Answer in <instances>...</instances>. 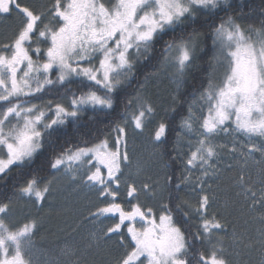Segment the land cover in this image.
<instances>
[{
  "label": "snow or ice",
  "instance_id": "snow-or-ice-1",
  "mask_svg": "<svg viewBox=\"0 0 264 264\" xmlns=\"http://www.w3.org/2000/svg\"><path fill=\"white\" fill-rule=\"evenodd\" d=\"M235 9L239 15H233ZM242 17L237 0H51L49 6L0 0V19L15 22L11 38L0 43V182L19 170L25 178L18 194L39 206L56 190L54 177L41 175L45 167L94 190L101 203L88 219L115 222L92 233L87 248L114 240L123 251L111 264H230L222 241H216L219 246L208 256L193 245L211 242L215 233L224 231L221 219L209 211L215 196L209 194L208 180L219 177V160L227 148L215 138L239 134L248 143L234 142L228 149L239 156L240 170L232 179L249 207L259 212L258 235L247 238L245 246L258 249L264 264V20L258 26L242 24ZM201 37L210 41L212 72L179 117L169 157L180 175L167 176L165 183L173 189L157 215L139 202L141 192L155 195L153 186L137 185L125 174L131 166L129 128L142 134L153 125L152 142H167V114L181 107L179 92L196 65ZM158 43V68L173 69L176 84L161 119H156L157 106L149 98L120 95L137 78V65L155 59ZM150 75L155 73L145 75V82ZM54 88L63 89L67 105L33 102ZM117 106L122 119L111 129V142L107 136L75 145L65 141L57 149L70 123L79 129L82 113H107ZM90 119L96 121V116ZM46 153L36 168L35 162ZM250 162L256 180L248 171ZM193 170L199 175L194 177ZM185 189L197 193L195 203L180 196ZM12 205L11 199L0 200V264H31L24 250L32 243L38 221L12 223ZM233 239L244 242L235 234ZM64 255L74 257L70 264H88L79 249L67 247Z\"/></svg>",
  "mask_w": 264,
  "mask_h": 264
},
{
  "label": "rangeland",
  "instance_id": "rangeland-1",
  "mask_svg": "<svg viewBox=\"0 0 264 264\" xmlns=\"http://www.w3.org/2000/svg\"><path fill=\"white\" fill-rule=\"evenodd\" d=\"M26 2L37 6H49L51 4V0H26ZM14 27L15 22L13 20L0 19V43L7 42L11 38ZM195 66L188 71L180 92L188 83L189 76ZM173 71L171 68L160 70L147 81L139 92V94L149 98L157 106L156 119L166 116V109L171 103L173 95L176 94V84L171 78ZM222 72V68L217 71V79L222 75ZM33 102L41 104L47 101L39 102L34 100ZM55 103L57 102H53V106ZM58 103L67 105L68 100L63 99L58 101ZM152 127L153 125H149L142 134L133 133L129 128L128 149L131 166L125 169V174L130 180L135 181L137 185L146 182L153 186L155 195L141 192L139 202L142 205L152 207L158 215L160 204L166 202L167 183L165 181L168 175L161 145H156L151 140ZM111 135L107 136L110 142ZM224 138L229 140L231 144L234 142L238 145L248 143L247 139L239 134H233L232 136L221 134L215 138V142L218 144V141L221 142ZM182 147L184 151H187L186 146ZM238 160L239 156L237 155L233 158V163L238 164ZM138 167L140 169L139 172L137 171ZM220 167L224 171L228 170V167L224 166V164L220 165ZM250 169L251 171L253 170V175L256 176V167L251 162ZM53 177L56 190L42 206L19 194L13 201L12 223L18 224L28 218H35L38 221L37 229L31 238L32 243L24 250L26 258L31 260V264H70V260L74 257L65 256L64 249L72 247L80 250L81 255L86 258L88 264H111V261L123 251L116 245L114 240H109L106 243L101 241L100 248L88 249L87 245L92 240V233L99 234L102 227L114 223V219H104L103 223L100 221L90 222L88 219L90 210H94L101 203L97 198L96 192L89 190L82 183L77 186L68 175L62 172L54 171L51 179ZM214 187L210 188L209 191L210 196H215L213 206H217L220 202L223 206L222 209L230 208L229 198L231 195L229 191L220 186L215 189ZM245 198L247 199L246 195ZM212 209L214 211V208ZM212 209H209L211 213H213ZM244 213L247 215V219L250 218L249 221H244L243 225L240 224L245 229V233L236 230L238 224L235 221L231 222V227L230 224L223 223L224 231L215 233L211 242L205 241L208 247V255L214 246H219L216 244V241L219 240L222 241L230 264H261L260 251L258 249H249L245 246L247 238L251 237L254 239L258 235L257 229L260 227V223L256 217L259 212L250 208L248 213ZM139 226L138 223L137 227ZM234 234L237 238H243L244 242L234 240Z\"/></svg>",
  "mask_w": 264,
  "mask_h": 264
},
{
  "label": "trees",
  "instance_id": "trees-1",
  "mask_svg": "<svg viewBox=\"0 0 264 264\" xmlns=\"http://www.w3.org/2000/svg\"><path fill=\"white\" fill-rule=\"evenodd\" d=\"M237 2L243 8V17L240 20L242 24H253L258 26L259 23L264 20V0H237ZM233 15H239V10L235 9L233 11ZM164 38L168 39L169 37L165 36ZM209 44L210 41H208L206 37L200 38L199 50L197 53L198 59L196 61L195 69L191 72L188 83L186 84L184 89L179 93L182 98L181 107L176 114L168 115L170 124L169 136L167 142L161 145V151L164 156L165 165H170L169 167H166L167 175H170L173 172H175L177 176L180 175V169L178 165L170 161L169 153L173 152V146L175 143V133L177 131L176 126L179 122L180 115L186 114V107L188 103L192 102L193 93L198 95L199 91L201 90V86L206 82V77L208 73L212 72V68L209 66L210 63H212ZM154 55L155 59L151 63H143L137 65V78L133 80L123 92H121V99H123L125 96L131 97L139 93L143 88H141V85L144 86L147 81L154 76L150 75L149 79L145 82V75H148L150 73L156 74L160 71V69L158 68V62L162 60V50L161 45L159 43L156 45ZM72 87L74 90H78L76 83H74ZM63 99L68 100V97L64 94L63 89L54 88L51 91L46 92V94L42 96V99H38L37 101L43 102L51 100L52 102H58ZM93 115L96 116V121H92L90 119V117H92ZM121 119L122 108L120 106H117L115 110L108 111L107 113H93L92 111L82 113L79 129H76L75 126L70 123L66 128V135L62 136L60 138V141L57 143V149H59L60 146L65 143V141H68L70 144L75 145L80 144L82 141L93 142L96 141L98 138L109 136L111 134V129L115 126V123L121 122ZM218 144L227 145V148L221 153L218 167L222 169V167H220V165L222 164H224V166L226 167H228V165H232V167H228V170L226 171L222 170L219 177L210 178L208 180V184L211 185V188L215 186V189L217 186H220L221 188H224L225 190L229 191V194L231 195V197L229 198L230 208L222 209L223 206L219 202L217 206H213L214 204H212L211 207L214 208V211L211 207L210 209H212L211 211H213V213L216 214L219 219H221L222 223H225L227 225L230 224L231 227V222L235 221L236 224H238L236 230L245 233V229H243L240 224L243 225L244 221L247 222L250 219H247V215L244 213L249 212L250 202L245 198V195L240 190V188L233 183L232 179L237 176L240 169L238 164L233 163V158L236 156H233L231 152L228 151V149L232 146L231 142L224 138L221 140V142L218 141ZM46 157L47 153L44 157L38 158L34 166L36 168H39V166L44 162ZM248 171L252 174L253 180H256L257 175H253V170L251 171V169H248ZM255 171L257 173V170ZM53 173L54 170L45 167L41 172V175L51 179ZM193 175L194 177L198 176L199 172L193 170ZM24 178V174L21 173L19 170H13L10 174V178L7 180L6 183L0 182V200L11 199L12 201H14V199L18 195L17 188L23 184ZM172 189L173 186L171 184H167L166 202L168 201L169 192ZM173 195H175V193H173ZM180 196L184 199L189 200L192 203H195V200L197 199V193L192 192L188 189H185L183 192H181ZM193 248L199 253L208 256V247L205 242L196 241L194 242Z\"/></svg>",
  "mask_w": 264,
  "mask_h": 264
}]
</instances>
